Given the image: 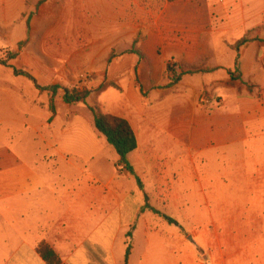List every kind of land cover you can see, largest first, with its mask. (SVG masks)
<instances>
[{"label":"crops","instance_id":"1","mask_svg":"<svg viewBox=\"0 0 264 264\" xmlns=\"http://www.w3.org/2000/svg\"><path fill=\"white\" fill-rule=\"evenodd\" d=\"M26 1L0 0V32L7 33L0 40L7 46L19 40L25 26L29 30L30 23L22 18ZM81 1L83 8L93 10L91 30L97 39L92 44L100 48L93 61L107 65L106 75L97 72L92 94L103 82H125L119 104L100 101L108 86L97 92L96 106L127 120L133 129L137 148L128 162L135 176L115 165L113 148L101 149L97 131H85L77 115L63 114L70 108L63 101L64 89L57 101L61 109L52 113L49 92L32 84L30 97L18 76L0 70L7 81L0 86V264H47L39 253L41 244L48 245L62 264H264L263 202L218 201L221 215L217 222L207 219V230L168 231L163 219L168 225L176 222L147 209L135 178L145 192L151 177L159 190L169 184L173 189L178 173L166 171H179L181 161L174 149L183 135H191V127L202 144L221 145L225 154L229 145L237 146L239 161L251 151H243L242 145L254 148L264 137V93L255 99L227 85L236 62L244 81L264 83V42L252 39L235 47L247 32L263 25L264 0H250L247 13L245 0H160L158 5L153 0ZM137 33L142 39L136 42ZM121 36L128 41L114 51ZM23 56L10 66H30ZM205 61L215 70L186 75L168 86L167 63ZM29 71L40 86H60L64 80L61 74L49 75L44 64ZM135 74L142 93L133 81ZM204 92L210 94L209 105L201 99ZM180 111L195 115L179 120L170 114ZM85 137L91 141L88 153L82 147ZM104 151L114 171H83L76 162ZM186 160L183 157L184 164ZM68 178L73 180L65 184ZM252 192L245 190L246 197ZM134 195L139 197L137 204L132 202ZM233 209L235 214L230 213Z\"/></svg>","mask_w":264,"mask_h":264},{"label":"rangeland","instance_id":"2","mask_svg":"<svg viewBox=\"0 0 264 264\" xmlns=\"http://www.w3.org/2000/svg\"><path fill=\"white\" fill-rule=\"evenodd\" d=\"M140 1L143 2V0ZM152 2L158 5L161 1L153 0ZM26 3L27 10L22 15V18L23 21L27 20L28 25L30 23L29 30L27 32L25 26L20 32L19 40L12 46H7L3 44V39L0 40V70L4 71L3 73H13L18 76L21 81L19 83L21 84V89H30L28 92H24L30 97L32 96L30 91L33 89L34 84L24 76L14 73L13 69L15 68L10 66L9 62L17 59L20 60L21 54H24L25 61L31 64L30 66L22 64V66L16 69L17 71H25L30 74L29 67L37 68L44 64L49 67V71H47L49 75L57 76L61 74L64 80L59 84L60 86H58L59 88L56 90V93L52 96L47 91L51 94L54 109H61L57 101L63 89L75 88L80 92L88 91L85 101L66 103L70 108L68 111L65 110L63 114L66 116L77 115V119L82 122L85 131L91 129V127L95 130L88 106L99 108L96 106L97 92L109 86V89L103 94L102 98H99L106 106H115L120 103L121 92H124L126 87L124 80L117 78L115 81L109 83L103 82L98 87L96 93L92 94V83L97 72L103 71V75L107 73L106 64L102 63L101 60L99 63L93 61L97 59L100 48L98 46L94 47V44H92L97 39V33L91 30L92 8H83L81 0H27ZM255 3L257 1L253 5ZM251 7V1L245 0V13L250 11ZM3 34L7 33L0 32V35ZM140 34L137 33L136 42L142 39ZM263 35L264 23L253 32H250L248 37L249 39L257 37V41L264 42ZM119 39L123 41L119 42L114 51L122 50V47L126 45L124 41H128L123 36ZM4 41L6 40L4 39ZM112 53L109 54V59L112 57ZM13 54L15 55L14 58L11 57ZM1 62H4L5 65H2ZM171 64H174V62H171ZM198 66L207 68L206 61ZM262 68L264 69L263 63ZM207 69H212L211 71L215 70L213 68ZM1 71L0 86L2 84L7 85L6 78L1 74ZM231 72L234 73L236 80L232 83L229 80L227 85L233 86L238 90L242 88L245 96L249 95L255 99L261 97V93H264V83L259 85L250 83V81H244L241 78L239 70L238 72H234V70ZM85 76H87V79L83 78ZM102 77L106 80V77ZM135 78L136 80L133 81L138 87L139 78L136 74ZM23 83L25 84L24 87ZM139 91L142 93V90L139 89ZM208 94V92H204L201 97L202 101H205L204 103L207 105L211 102L206 101L207 98H210V94ZM178 100L181 103L182 101L184 102L183 99ZM198 103H200V99ZM211 105H213L211 107L216 108V111L219 109V106H215V104ZM170 114L171 116H177L179 120H189L192 118L191 115H195L192 112L186 111ZM194 118L197 119L198 117ZM201 118L204 117L201 116ZM195 129V127H191V135L189 137L186 134L183 135L179 141L178 148L174 149V152L179 154L181 161L179 171H166L169 172V175H176L178 173L179 180L174 178L172 182L174 184L173 189H171V184H169L167 186L170 189H166V186L163 190H159L155 185V177L154 179L152 177L149 178L151 185H147L148 192H145L142 186L141 191L143 198L146 197L147 209L162 219L164 216H167L176 222V226L168 225L163 219L164 228L168 231H179L185 234L202 233L210 227L208 224L209 220H207L210 216L217 219L215 222L218 221L221 215L218 201L251 199L250 201L264 203V137L259 139L258 144H254V148H250L252 145H242L244 149L241 147L240 149L243 151L251 149L247 156L249 158L254 156V158L251 160V158L245 157L243 161H239L241 156L238 157L239 155L235 150L238 148L237 146L229 145L225 154L223 146L214 142L202 144L200 140H197L192 134ZM98 137L101 149L106 147L109 149L111 147L100 134ZM12 141L14 144L15 138ZM23 144L24 142H21L19 148ZM90 145L91 141L85 137V142L82 145L83 150L87 151L88 148V151L85 153L90 152ZM105 153L107 152L95 154L92 159L90 157L87 159H77L76 162L83 171H114L109 164L108 156L105 157ZM183 157L188 158L186 164L183 163ZM103 160L105 163L107 162L106 167H103L105 166ZM117 161L115 165L119 166L117 165ZM64 168L66 171H75L68 166ZM122 169L124 168L122 167ZM72 180L73 178H68L64 182L67 184L71 183ZM249 189H254L255 192L247 193L248 196L246 197L245 190ZM131 199L134 204H137L139 197L137 198L134 195ZM215 201H217V205H215ZM228 210L230 211L231 209L229 208ZM153 211H157L158 213H154ZM230 213L235 214V210L233 209ZM228 215H230L229 212Z\"/></svg>","mask_w":264,"mask_h":264},{"label":"trees","instance_id":"3","mask_svg":"<svg viewBox=\"0 0 264 264\" xmlns=\"http://www.w3.org/2000/svg\"><path fill=\"white\" fill-rule=\"evenodd\" d=\"M254 30L247 32L236 43L235 45L236 49H238L240 45L252 40L249 39L248 35L250 32H253ZM256 38L257 37H255V39L253 40H257ZM134 53L137 55L138 58H143L142 54L139 51H134ZM11 57L14 58L15 55L13 54ZM1 64L5 65L4 62H1ZM211 70L212 69L202 68L201 66L198 65H189L181 62L178 63L174 62V64L168 63L165 66V76L168 81V86H172L178 83L181 80V78L185 75H191L200 72H209ZM13 72L27 78L29 81H31L34 84V86L37 89L49 91L52 94V96L56 93V90L59 88L58 86H48V87L40 86L36 82V80L29 73L25 71H17L16 69H13ZM234 72H238L237 62L235 64ZM229 73H230L229 82L232 83L233 81L236 80V77L233 72H229ZM138 87L141 90L140 85H138ZM87 96H88V91L80 92L75 88L73 89L65 88L63 101L68 104L73 102H81V101L83 102L85 101V98ZM88 109L92 115V120L95 130L105 139L106 143L115 150L118 156L117 165L123 167L130 174L134 175V170L128 162V155L133 151H135V149L137 148V140L129 122L123 118L111 114L103 113L99 108L94 106L93 107L88 106ZM50 110L52 113H54V105L52 101L50 103ZM135 178L139 188L142 190V184L140 179L138 177ZM153 212L158 213L157 211H153ZM164 218L170 223H175L174 220L170 219L167 216H164ZM39 253L41 257L45 260V262H47V264H62L58 255L46 244H41L39 246Z\"/></svg>","mask_w":264,"mask_h":264},{"label":"built area","instance_id":"4","mask_svg":"<svg viewBox=\"0 0 264 264\" xmlns=\"http://www.w3.org/2000/svg\"><path fill=\"white\" fill-rule=\"evenodd\" d=\"M83 78L87 79V76H85V77H83Z\"/></svg>","mask_w":264,"mask_h":264}]
</instances>
